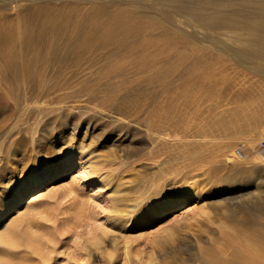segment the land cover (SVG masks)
<instances>
[{
	"label": "rangeland",
	"instance_id": "obj_1",
	"mask_svg": "<svg viewBox=\"0 0 264 264\" xmlns=\"http://www.w3.org/2000/svg\"><path fill=\"white\" fill-rule=\"evenodd\" d=\"M132 1L8 0L9 4L0 8V37L12 36L10 40L13 41L21 35L37 38L48 32L51 44L58 41V35L61 36L62 23H73L80 18L86 27L92 26L93 20L104 23L106 19L110 21L109 18H114L110 22L118 20L122 23L136 19L138 14L140 22L137 24L131 20L130 23L134 22L132 26L147 23L153 25L152 31L145 37L143 31L141 40H134L125 32L126 37L112 46L109 59L100 65L105 68L115 63L135 65L146 81L155 74L160 77L156 81L160 89L157 100L148 93L145 95L146 105L148 102L150 107L152 131H148L145 125L117 122L109 108L101 105L103 99L98 111V101L93 103L86 97L79 102L64 98L59 111L63 114L66 138L61 145L73 147L82 169L73 167L67 174L52 179L40 196L22 203L3 219L2 232L15 227L18 229L15 237H21L22 231L30 228L43 238L45 250L42 255L45 256L34 253L24 244L20 246L22 237L10 244L9 247L16 252L12 259H19L14 260L16 264H180L183 261L182 264H191V260L182 261V252L195 243L196 238L205 246L204 259L198 260L197 264L226 263L228 256H225L224 248L247 249L254 244L264 251V216L260 217L261 226L239 224L236 220L231 221L224 215L225 209H221L222 205L236 203L239 199L249 203L247 197L254 194L255 186L252 182L247 183L250 177H243L246 181L234 177L230 167L235 164L252 167L254 156L255 161L259 158L258 164L264 165V153L260 148L264 139V57L263 60L260 58V63L259 59L249 57V60L242 53L238 42L243 38L248 40V34L232 35L233 38L229 35L228 40L224 34L187 33L175 22L159 15L162 7L175 14L165 5L152 0L138 4L135 0L134 6L138 4V7L135 6L133 11V3L129 4ZM18 2L20 5H16ZM141 3L149 5L150 9ZM139 6L145 10H139ZM104 9L106 16L101 14L105 13ZM122 11L126 16L127 12L133 14V17L124 19ZM109 21L101 30H110ZM224 36L227 40L222 39ZM21 42L27 47L24 40ZM3 44L0 43V89L4 87L5 90H0V127L15 115L16 104L11 100L25 98L29 89L23 79L25 69L28 71L30 66L29 57L36 55L35 50L30 49L19 56L7 51L9 48ZM128 44L132 49L126 52L124 49ZM46 52L42 57L49 56ZM14 57L18 61H12ZM24 59H27L26 63ZM3 93H7L6 96ZM65 112L69 113L68 117ZM88 120L90 126H96L91 130L92 138L83 135ZM26 135H23L22 142L27 146L30 135ZM251 136L257 140L248 142L247 137ZM67 140L70 143L64 145ZM48 145L53 149L50 152H46L45 146H39L40 160L50 161L60 156L54 144ZM237 147H242L244 157L235 156ZM127 150L132 153L130 157H126ZM226 153L234 158L232 162H226ZM7 155L5 151L0 160L4 161ZM181 179L188 185L195 184L197 193L184 199L177 196L175 200L183 202L182 207L170 210L157 220L150 221L152 217H145L125 224L113 209L117 205L124 206V203H144L151 198L160 200L167 193L174 194L169 182ZM219 186L223 188H217ZM245 190L252 192L236 197ZM230 192L234 200L226 198ZM261 203L260 206L264 207V201Z\"/></svg>",
	"mask_w": 264,
	"mask_h": 264
},
{
	"label": "bare ground",
	"instance_id": "obj_2",
	"mask_svg": "<svg viewBox=\"0 0 264 264\" xmlns=\"http://www.w3.org/2000/svg\"><path fill=\"white\" fill-rule=\"evenodd\" d=\"M7 1L8 0H0V8L9 4ZM142 1L144 0H138V4ZM152 1L165 5V7L174 11L175 14H172L168 11V9L162 7L158 13H160V16L166 17L168 20L175 22L179 29L184 32H197V34H224L227 35L228 40H230L229 37L232 35L240 36L248 34L250 36L248 38L249 41L243 38L240 39L243 41L238 42L240 44V50L248 59L249 57L253 60L259 59L258 61L260 63L263 60L264 45L262 44H264V40L262 39L264 38V0H191V2L187 0ZM134 2H129V4L133 3L134 6ZM138 4L135 6L138 7ZM16 5H20V2L16 3ZM135 6L133 7V11L135 10ZM142 6L150 9L149 5L144 6L142 4ZM98 7L100 8V6ZM129 8L130 7H128V9ZM142 8L139 6V10ZM141 11H138L139 14ZM102 13L105 15L106 10L105 13L104 11L101 12V14ZM125 14L126 12H124V19H126L127 16L128 18H130V16L131 18L133 17V14H128V12L127 16ZM98 15H100V13H98ZM117 15L121 16L119 13H117ZM117 15H113V17L116 18ZM181 16L185 18L182 19ZM121 17L123 18V16ZM109 19L111 21L114 18ZM136 19L131 20L135 21V23L138 21L140 22V20H138V14ZM50 20H52V18L49 19V22ZM106 20L104 23H99L100 21L97 22V20H93L91 21L93 25L88 27L84 26V20L81 18L74 20L73 23L61 22L62 25H60L63 28V32L61 36L58 35V41L55 43L53 42L52 44L49 43L51 38L47 35L48 32L45 35H39L37 38L34 36L29 38L27 34V37H22V35L18 36L17 39H14L13 37V41L10 40L12 36L4 35L0 37V43H4V47L7 46L9 48L7 51H13L20 56L21 52L23 53L25 50L27 51L33 49L36 54L33 56V54L31 55L30 53L33 57H29L30 66L28 67V71L25 69L26 74L23 79H25V82H27V86L29 87V89H27V93H25V98L21 100L20 98L17 99L15 97L11 100L16 104V110L13 108V110H15V115L11 117L10 121L6 122V124L1 121L3 124H1L0 127V146L2 149L0 158L3 157L5 151L8 152V155L5 156L4 161L0 160V229L4 224L3 219L6 216L12 213V211L22 203L28 200L30 201L33 197L40 196V193L48 187V184L52 179H56L67 174L70 168L74 167L82 169L80 163L76 159V153L73 147H70L69 145H61L66 138V133L63 132L65 128V122L62 120L63 114L59 111L61 108L60 105H64L61 104V102L65 101L64 98L68 99L69 97L79 102L82 98L86 97L87 99H92L93 103L98 101L96 105H99L103 99V104L101 105L109 108L108 110L112 112L111 116L113 119H117V122H126L128 125H145L148 131H152V125L149 123L150 115L148 114L150 107L148 102L146 105L145 101L147 99H145V95L148 93L149 96L150 94L152 99H156L158 97L160 89L158 90L156 81L159 76L155 74V76L149 78V81H146L142 77V74L136 71L135 65L129 66V64L115 63L113 66L105 68V65L102 66L100 63L108 58V54L111 51L113 52L112 46L116 45L121 39L125 38L126 35L130 38H134V40H141V33L144 31L145 33L143 36L145 37L149 35L148 32L152 31L154 27L153 25L142 23L143 19H141L142 25L137 26V24H139L137 23L136 27H133L135 24L132 26L134 22L130 23L132 22L131 20L129 22L123 20L124 22L122 23L118 22V20L117 22H110L109 20ZM101 21H103V19H101ZM108 21L110 24H107V26H109L110 30H101L102 25L104 24L103 26H105V22ZM44 27H42V29ZM130 32L131 35L134 34V36H131ZM39 33L41 34V31H39ZM251 35L253 36L251 37ZM23 36H25V34ZM225 37L226 36L222 39H226ZM232 38L231 40H233ZM23 40L27 44V47H23L21 42ZM122 45L120 46L122 47ZM131 47L132 45L128 44L129 49L126 46L124 50L128 52L132 49ZM119 51L117 53H120ZM45 52L49 56L42 57ZM7 56L10 57V55ZM260 58H262V60H260ZM15 60L18 61V58L16 57L12 61ZM26 60L24 61L25 63ZM111 61L112 59L109 60L108 63ZM8 63L10 62L8 61ZM27 63H29V60ZM109 64H107V66ZM14 65L15 64H13V66ZM161 76L163 77V75ZM0 90H5V88L1 87ZM3 94L6 96L7 93ZM16 96H19V94H16ZM14 103H12V105H14ZM93 103L92 106H94ZM6 105H8V103H6ZM66 107H63V109L65 108L64 110H67ZM99 107L100 105L97 107L98 111ZM155 107H158V105ZM10 108H12V106ZM93 108L92 110L94 112ZM97 109L95 110L97 111ZM6 115L8 116V114ZM66 115H69V113L66 114L65 112V116ZM89 124L90 121L88 126H86L83 135L85 137L91 136L92 138L93 131L91 130L96 129V126L94 125V127H92ZM24 134L30 135L28 142L26 141V143H28L27 146L22 142ZM248 140L255 141L257 140V137H247V141ZM66 142L67 143L64 145L70 143L68 140ZM29 143L31 144L30 146ZM49 143H52L55 147H57V151L60 152V156L50 161L40 160L38 156L40 153L39 146H45L44 148H46V152H50L53 149L49 148ZM113 143L115 144L114 141ZM226 145H228V143ZM123 147L125 148V146ZM225 151L227 150L225 149ZM225 151L223 150V153ZM126 153V157H130L132 154L130 150H127ZM249 156L250 155H248V157ZM225 157L226 162H232L234 159L231 157V154L228 153H226ZM252 159V167L238 166L234 163L235 165L232 164L233 166L229 169L230 172L231 170L234 172V177H250V180H248L247 183H253L255 186L253 192L249 190L240 191L239 196L238 193L236 196L240 198L245 196L247 193L249 194V192H252L254 194L247 197L250 202L247 203L246 200L239 199L236 203L229 202L227 205H222L221 209H225L224 215L229 217L231 221L236 220L239 224L249 223L253 226L258 224L261 226L260 217L264 216V207H261V202L264 201V165L258 164L259 158L255 161L254 156V161H252ZM169 183L174 188V194L167 193L160 200L151 198L144 203H124V206L122 204V206L117 205L113 208L115 213L117 212L122 217L125 224H130L132 221L138 222L141 218L145 217H152L150 221H154L170 210L182 207L183 202L175 200L177 196H181L184 199L187 198L189 194L197 193V186H195V184L188 185L182 179L173 180ZM217 188H223V186H219ZM231 194L232 192L228 193L226 198L233 199L234 196ZM117 218L119 217L117 216ZM260 226L258 228L259 233L260 231L262 232V230H260ZM36 232V230L30 228L22 231L23 235L21 236L22 240L20 241H23V243L20 242L19 244H21L20 246L24 244L29 250H33L34 253L38 252L40 256H45L42 255L43 250H45L43 238ZM17 233L18 229L15 227H12L4 232L0 230V264H16L14 263V260H19L12 259L16 255V252L12 250L13 247H9V245L14 243V241L16 242L18 239H21V237H15ZM194 240L195 243H188V245L190 244V247L187 249L185 248V245L183 252L179 249L180 253H183L182 261L191 260V264L192 261L193 264H197L196 262L198 260L202 261L204 259L203 256L205 246H203V242L201 240H197V238ZM256 246L254 244L249 245L247 249L244 247H234L231 250L229 248H224V254L226 257L228 256L227 262L224 264H264V251H260L261 249L259 250ZM27 259L28 257H26V260ZM177 259L179 261L181 260L179 258Z\"/></svg>",
	"mask_w": 264,
	"mask_h": 264
},
{
	"label": "built area",
	"instance_id": "obj_3",
	"mask_svg": "<svg viewBox=\"0 0 264 264\" xmlns=\"http://www.w3.org/2000/svg\"><path fill=\"white\" fill-rule=\"evenodd\" d=\"M260 148L264 153V139H262L260 142ZM235 156L240 158L244 157V150L242 149V147H237V149L235 150Z\"/></svg>",
	"mask_w": 264,
	"mask_h": 264
}]
</instances>
